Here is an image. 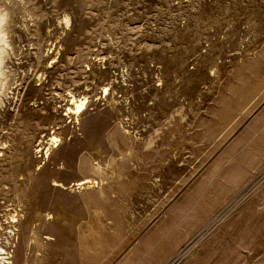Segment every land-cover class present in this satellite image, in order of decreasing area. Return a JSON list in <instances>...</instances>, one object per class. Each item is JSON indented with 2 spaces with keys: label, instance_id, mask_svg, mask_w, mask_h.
I'll list each match as a JSON object with an SVG mask.
<instances>
[{
  "label": "rangeland",
  "instance_id": "rangeland-1",
  "mask_svg": "<svg viewBox=\"0 0 264 264\" xmlns=\"http://www.w3.org/2000/svg\"><path fill=\"white\" fill-rule=\"evenodd\" d=\"M1 15L0 264H264V0Z\"/></svg>",
  "mask_w": 264,
  "mask_h": 264
},
{
  "label": "bare ground",
  "instance_id": "bare-ground-1",
  "mask_svg": "<svg viewBox=\"0 0 264 264\" xmlns=\"http://www.w3.org/2000/svg\"><path fill=\"white\" fill-rule=\"evenodd\" d=\"M3 20V17H2V15L0 16V25H1V21ZM4 21V20H3ZM3 21H2V24H3ZM2 26H0V42H5V40H6V38H4V33H3V31H2ZM4 28V27H3ZM6 37V36H5ZM4 45V44H3ZM3 48V47H2ZM1 48V49H2ZM0 49V50H1ZM2 52V51H1ZM2 55V54H1ZM0 55V56H1ZM1 57H3V56H1ZM0 60H1V58H0ZM1 66H2V64H1ZM4 69V68H3ZM1 86V85H0ZM106 89V88H105ZM107 93V92H106ZM1 98V97H0ZM75 98V97H74ZM84 98V97H83ZM84 99H86V97L84 98ZM2 100V99H1ZM72 101V100H71ZM73 102H74V109H71V111L72 112H77L78 110H80L81 108H82V106H83V104L85 103V101L82 99V100H79L78 99V101L77 100H73ZM68 103H70V102H68ZM70 106H68V108H69ZM70 109V108H69ZM77 115V114H76ZM53 138V140H56V137L55 136H53L52 137ZM51 140V139H50ZM52 141V140H51ZM52 143V142H51ZM57 143V142H56ZM53 146H54V144H52ZM46 148V147H45ZM45 150V149H44ZM45 152V151H44ZM47 153H49L48 151H47ZM89 180L88 179H83L82 181H79V182H76V184H84V183H86V182H88ZM90 182V181H89ZM12 216H14V215H12ZM12 218H15V216L14 217H12ZM11 221H12V219H11ZM14 221V220H13ZM16 221V220H15ZM0 250H3V252L1 253L0 252V254H4V256H1V259L3 260H7V258H8V252L7 251H5V249H4V247H0ZM4 264H7V262L5 261V263Z\"/></svg>",
  "mask_w": 264,
  "mask_h": 264
}]
</instances>
